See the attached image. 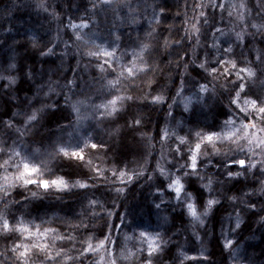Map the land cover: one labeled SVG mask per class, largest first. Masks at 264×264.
<instances>
[{"label": "trees", "instance_id": "1", "mask_svg": "<svg viewBox=\"0 0 264 264\" xmlns=\"http://www.w3.org/2000/svg\"><path fill=\"white\" fill-rule=\"evenodd\" d=\"M41 2L47 7V12L38 7ZM211 2L110 0L109 4H101V0H0V76L15 79L10 86L7 79L0 80V145L6 143L15 147L37 164L43 162L54 176L95 185L88 189H73L64 193L52 191L49 194H44L43 189L34 185L11 190L8 200L18 203L9 204L5 214L12 224L22 220L32 231L36 230V226H40L41 231L56 229V233L41 237L42 243L51 244L57 234L75 238V241L56 240L53 255L60 249L68 255H77L75 249L81 248L80 242L89 236L93 238V244L108 236L110 239L105 241V245L107 248L111 245L116 256L124 247L132 251L143 248L146 252L147 241L140 236L141 232L149 237L159 233L162 241L167 242L162 256L164 264H179V259L174 257L181 250L189 256L200 255L201 244L193 236L186 209L181 201L174 198V193L166 189L170 182L166 175L170 173L172 178L181 176L200 211L210 197L221 201L206 218L207 234L205 229L196 228L204 247L211 253V264H264V227L258 223L259 217L264 216V211H260L264 195L258 191V180L261 178L258 171L253 169L246 173V179L241 176L230 180L225 169L218 167L223 157L208 156L201 157L203 163L199 164V175L204 179L192 177L189 180L183 177L182 172H177L184 160L179 156L174 159L173 153L168 150V146L173 149L180 147L176 139L178 136L192 140L193 137H188L190 131L219 132L230 112L235 113L237 122L243 118L234 106L229 105L228 93L221 88L226 81L223 78L213 79L194 64L189 65L187 72L183 63L180 67L175 63L169 64L170 60L176 61L177 52L184 55L185 61L194 60L197 64L205 59L206 52L210 53L208 60L212 62L214 58L221 57L223 49L229 46L234 50L233 58L239 61L245 58L255 61L257 56L264 54V34L251 27L252 24H264V10L255 8L257 0H214L217 5L223 4V9L211 7ZM198 3L206 7L194 8ZM241 3L247 8H240ZM162 8L163 16L160 15ZM200 11L210 21L209 25H198L201 28L200 44L196 45V38L193 37L191 44L183 40L179 48L173 44L165 50L162 47L164 38L179 40L185 27L191 28L195 23L193 18L198 17ZM70 20H85L88 27L70 29L66 25ZM215 28L221 29V32H216ZM149 33L152 35L149 36ZM237 33L241 34L242 42L237 39ZM76 35L82 39L77 40ZM33 43L37 47L34 48ZM142 44L149 45L148 51L143 53L144 58L163 70H157L154 77L149 73L155 81L151 87L141 83L149 78L141 75L136 81L139 87L132 89L136 101L125 102L122 111L115 117H101L103 109L96 106L118 94L107 86L108 81L115 79L121 65L129 66L130 61L136 59L134 53H140ZM212 44L218 45L219 51L208 47ZM96 45L115 53L114 58L109 60L115 71L105 65L107 71L101 72L97 65L104 58L98 60L87 55L89 50H95ZM48 48L53 49L52 54L40 55ZM222 58L228 59V56ZM69 81L73 83L69 84ZM199 84H206L208 91L200 92ZM144 94L148 95V99H143ZM157 94L163 95L162 104L150 102L151 97ZM73 104L79 107V119L72 111ZM44 105L53 107L41 112L39 122L24 136H19L15 129L3 127V121L11 118L16 127L22 128L25 114ZM185 106L188 111H185ZM137 116L142 119V126L139 129L129 128L127 122ZM114 129H119L118 135H110ZM163 131L170 135L161 140ZM86 139L105 146L95 151L86 149V158L92 160V166L105 170L104 175L114 183L89 180L93 176L92 166L55 155L54 149L59 143L75 145L79 142L83 146ZM206 150L212 151L210 146ZM6 158V155L0 154V163ZM238 158H243V154H238ZM209 159L213 163L208 164ZM158 164L166 175L157 170ZM114 167L127 171L129 175L142 170L143 175L133 176L131 182L120 184L112 176L110 169ZM231 171H240L239 166L234 165ZM8 172L14 173L15 168H9ZM4 174V170L0 169V177ZM209 179L212 181L211 191L200 187L201 184H208ZM117 187L123 188V193L118 194L115 191ZM33 191L41 195L34 198L31 196ZM244 192L256 193L251 199L257 202L259 214H241L243 223L238 230L239 235L231 234L237 247L226 250L222 247L221 225L225 232L234 227L235 209L243 208V203L233 205L228 197H243ZM243 199L247 202L248 197ZM89 200L98 203L90 206ZM4 209L5 203L0 201V211ZM230 214L232 223H229ZM81 224L88 227H71ZM125 237L131 239L125 240ZM34 239L32 237L26 242L31 243ZM8 243L10 245L11 241ZM5 247V242L0 240V253L5 252ZM99 255L100 252L92 253L81 259L83 264H93ZM13 262L12 253L0 255V264ZM126 263L124 261L123 264ZM68 264L73 262L68 261ZM74 264H81V261ZM184 264L197 262L185 261Z\"/></svg>", "mask_w": 264, "mask_h": 264}, {"label": "snow or ice", "instance_id": "2", "mask_svg": "<svg viewBox=\"0 0 264 264\" xmlns=\"http://www.w3.org/2000/svg\"><path fill=\"white\" fill-rule=\"evenodd\" d=\"M110 0H101V4H109ZM211 7L224 8L223 4L217 5L214 0H212ZM38 7L47 12V7L43 2H41ZM96 5L93 4V8ZM206 5L203 3H198L194 5V8H204ZM240 8H247V5L241 3ZM257 10H264V0H257L255 5ZM55 16V14H53ZM161 16L164 15V9H161ZM229 16L232 13L229 12ZM202 18V20H201ZM195 23L191 25V28L185 27L184 35L179 40H171L169 37H165L163 40L162 47L167 50L175 44L178 48L181 46V41L187 40L189 44L192 43L193 37L196 38V45L200 44L199 36L201 34V28L198 26L201 23L204 25H209V18L203 11H200L198 17L193 18ZM159 19L157 23H159ZM187 24V21L185 22ZM68 28L81 29L87 28L88 24L81 20V23L76 24L71 20L69 21ZM252 28H256L261 34H264V24L256 25L252 24ZM216 32H221V29L215 28ZM152 34L149 33V36ZM77 40L82 39L80 35H76ZM237 39L242 42V36L237 33ZM33 47H37L33 43ZM209 48H215L219 51V46L212 44L208 46ZM140 53H134L136 59L130 61L129 66H120V71L117 73L115 79L109 80L107 86L114 89L116 93L112 95L111 99H108L106 103L97 105V109H103L100 113L101 117H115L123 109L125 102H135L137 97L132 94V89L139 87L136 81L140 79L141 75L144 77H149V73L154 74L159 69V65L153 64L144 58L143 53L147 52L149 49L148 44H142L140 46ZM53 49L48 48L47 51H41L40 55L47 56L52 54ZM187 55V52L184 53ZM90 57H95L98 60L103 57V61L97 65L101 72L107 71L105 65L108 68H112L109 60L114 58L115 53L104 49L100 45L95 46V50H89L87 53ZM210 53H205V59L200 63H195V61H185L184 55H180L177 52L176 61H169V64L175 63L177 67H180L183 63V69L185 72L188 71L189 65L194 64L196 68H199L208 75L212 76L213 79L223 78L226 83L221 85V88L228 93L229 105L234 106L236 111L242 114V119L237 122L235 113L230 112L228 118L224 121L223 127L219 132L209 131L207 133L201 131H190L188 137H193L192 140L184 136H178L176 139L179 141L180 147L175 149L168 146V150L173 153L174 159L179 156L184 163L179 164L177 172H182L183 177H188L191 180L192 177H196L200 180L204 178L199 175V164L203 163L201 157L208 156H222L218 162V167L225 169L228 179H236L237 177L247 178L246 173L251 172L256 169L261 177L258 180L260 185L259 194L264 195V54L256 57L255 61L248 60L245 58L243 61L233 58L235 55L234 50L231 46L223 49L222 56H228V59L221 57L214 58L212 62L208 60ZM243 55V53H241ZM139 61V63H137ZM212 63L215 66H210ZM10 67H15L11 65ZM115 71L114 68H112ZM235 76V79H231ZM153 77H149L146 81H141L147 87H151L155 82ZM7 79L9 86L15 83V79H10L7 77L0 76V80ZM69 81V84H72ZM183 83V81H182ZM123 84V92H121V85ZM200 92H207L208 88L206 84H199ZM182 91V89H181ZM180 92H177L179 95ZM143 99H148V95L144 94ZM151 103L162 104L164 102V97L162 94H157L151 97ZM80 103V102H77ZM51 105H44L41 109H37L30 114H25V119L23 122V127H16L13 119H8L3 121V127L6 129H15L19 136H24L27 132L39 122L38 116L47 108H51ZM171 108V105H169ZM54 110V109H53ZM72 111L77 114L79 119V107L77 104L72 105ZM185 111H188L187 106H185ZM14 116L16 114H13ZM169 115H172L169 112ZM129 128L139 129L142 126V119L140 117H133L129 122H127ZM119 129H114L110 135H118ZM142 136L144 134H141ZM170 135L167 131H163L161 135V140H164ZM151 139V138H149ZM187 145V148H183ZM211 147L212 151L208 152L206 149ZM105 146L102 143L91 142L90 140H84L83 146L78 142L75 145L59 143L55 146V155L57 157H63L69 161H76L79 164H84L86 166H92V160L86 158V149L91 148L92 150H100ZM10 148V151L8 150ZM0 154L6 155V159L0 163V169L4 170V175L0 177V201H4L5 209L0 211V240L5 242V252L0 253V255H7V253H12L14 257L13 264H68V261H83L81 258H87L89 254L99 253L100 250H104L105 256H100L99 260L93 262V264H119L120 261H127L128 264H164L162 256L165 252V244L167 242L162 241L159 233L155 237H149L146 233L141 232L140 236L147 241V251L143 248H138L135 251L129 250L126 247L122 248L119 256H114L112 251L108 249L105 245V241L110 238L104 236L103 240L98 241L96 244L92 243V237L89 236L86 240L81 241V248L75 249L77 255L72 256L64 252L63 249L55 251L52 254V248L55 246L56 240H67L75 241V238L71 235L57 234L54 235L50 243L40 242L41 237H47L49 233H56V229L45 228L43 231L40 230V226H36V230L32 231L24 222L17 221L16 224H12L5 214L8 210V206L11 203H18L15 201H9L8 197L11 195V190L20 186L25 189L29 185H34L39 189L44 190V194H49L52 191L57 193L71 192L73 189H88L89 187H95L94 184H90L88 181H69L64 179L63 176H54L51 173V169L47 168L43 162L37 164L33 159H29L21 151H17L15 147L8 146L6 143L0 145ZM238 154H243V158H238ZM185 156L187 157L185 159ZM259 156V159L256 157ZM18 158V159H17ZM169 163H172L171 161ZM208 164L213 163L211 159L207 161ZM236 165L239 166L240 171L233 173L231 171L232 167ZM143 166H141L142 168ZM173 167H176L173 164ZM15 168V172L9 174L8 169ZM112 176L119 181L120 184H126L131 182L133 176H142L143 171L134 172L133 175H129L127 171L114 167L110 169ZM157 170L161 175H166L165 170L157 165ZM91 171L93 176L89 177V180L101 179L110 183H114L109 177L104 175V171L97 167L92 166ZM48 173L47 178L45 174ZM254 176L255 172L252 173ZM127 177V180H125ZM166 178L169 179L167 185L168 189L175 193V198L181 201L182 206L186 209L187 216L190 218L189 223L193 228V236L201 244L200 255L189 256L183 250L179 251L174 257V259H179V264H184L185 261H196L197 264H211V253L204 247L203 240L198 231H196L197 226L199 228L205 229V235L207 234L206 218L212 214L214 206L221 203L220 199L210 197L207 199L202 207L203 211H200L197 207V202L193 197L191 192H188L185 184L182 182L181 176H176L172 178L171 174H167ZM151 179V177H149ZM212 181L209 179L208 184H201L200 187L211 191L210 185ZM115 191L120 194L123 193L124 189L117 187ZM159 191V189H158ZM255 192H244L243 197H248L247 202L244 201L243 197L231 196L228 199L233 205L238 202L243 203V208L235 209V223L234 227H230L227 232L224 231L223 225H221V241L222 247L226 250H232L237 247V242L231 238V234L239 235L238 230L241 229L243 220L241 214L244 212H251L259 214L256 209V201H253L251 197L255 195ZM41 195L38 192H31L32 197H37ZM98 202L95 200H89L90 206H95ZM160 205L158 204L157 207ZM260 211H264V204H262ZM111 215V213H109ZM14 219V217H13ZM123 219V217H121ZM232 215H229V223H232ZM260 225L264 227V216L259 217ZM73 228L84 227L87 225H72ZM18 237V238H17ZM32 237H35L31 243L29 241ZM131 239V237H125V240ZM9 241L11 244L9 245ZM157 241H160L159 243Z\"/></svg>", "mask_w": 264, "mask_h": 264}, {"label": "rangeland", "instance_id": "3", "mask_svg": "<svg viewBox=\"0 0 264 264\" xmlns=\"http://www.w3.org/2000/svg\"><path fill=\"white\" fill-rule=\"evenodd\" d=\"M73 23H76V24H79V23H81V20L80 21H74V20H71ZM84 22H86L85 20H83ZM68 23H69V21H67L66 22V25H68ZM87 24H88V22H86ZM70 29H72V28H70ZM82 29V28H81ZM260 157L259 156H257V159H259ZM176 176H174V178H175ZM168 185V184H167ZM166 189L167 190H169L168 189V187H166ZM170 191V190H169ZM172 192V191H171ZM174 193V192H173ZM174 198H175V193H174ZM108 249H110L111 251H112V253H113V255L114 256H116L115 254H116V252H114V250H113V247H111V245L110 246H108ZM100 256H105L106 257V253L104 252V250H100V255H99V257L97 258V260H99V258H100ZM124 263V261H120L119 262V264H123ZM127 264V263H126Z\"/></svg>", "mask_w": 264, "mask_h": 264}]
</instances>
